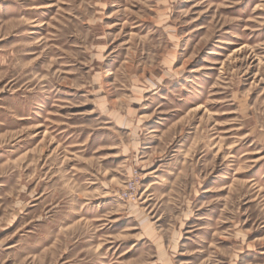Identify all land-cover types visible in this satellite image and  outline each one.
<instances>
[{"label": "rangeland", "instance_id": "374dc122", "mask_svg": "<svg viewBox=\"0 0 264 264\" xmlns=\"http://www.w3.org/2000/svg\"><path fill=\"white\" fill-rule=\"evenodd\" d=\"M0 264H264V0H0Z\"/></svg>", "mask_w": 264, "mask_h": 264}]
</instances>
